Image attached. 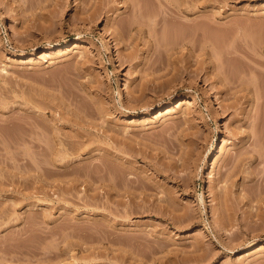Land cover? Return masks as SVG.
Masks as SVG:
<instances>
[{
  "label": "rangeland",
  "instance_id": "1",
  "mask_svg": "<svg viewBox=\"0 0 264 264\" xmlns=\"http://www.w3.org/2000/svg\"><path fill=\"white\" fill-rule=\"evenodd\" d=\"M180 1L0 0V264H264V0Z\"/></svg>",
  "mask_w": 264,
  "mask_h": 264
},
{
  "label": "bare ground",
  "instance_id": "2",
  "mask_svg": "<svg viewBox=\"0 0 264 264\" xmlns=\"http://www.w3.org/2000/svg\"><path fill=\"white\" fill-rule=\"evenodd\" d=\"M123 3H124V7H126V8H129V10H131L132 12H130L132 15H133V17H132V15H131V17H132V21L130 20V24H132V23H134V22H137V20H138V23L139 22H141V20H148V21H150L152 24H154V23H159V22H162V20H169L170 19V21H171V24H169V26L170 25H173L172 23H174V21H175V23H177V20H180L181 22H180V24L181 23H185L186 25L188 24V20H189V18H187V9L185 8L186 6H188L186 3L185 4H182V6L180 5V0H150V2L152 1L153 2V5H156V6H154V7H156L155 9H154V11H153V9H152V7H153V5H152V7L151 8H148L149 6H146V9H141L142 10V12H141V10L140 9H138L139 7H142V6H140V2H141V0H121ZM184 1H186V0H184ZM142 2H143V0H142ZM151 2V3H152ZM183 2V1H182ZM144 3H145V0H144ZM143 3V4H144ZM146 4H148V0L146 1ZM200 4H202V3H200ZM131 5V6H130ZM186 5V6H185ZM131 8H130V7ZM139 6V7H138ZM145 6V5H144ZM151 6V5H150ZM183 6H184V8H183ZM190 6V5H189ZM194 8V7H193ZM147 9H152L151 10V12L150 11H148ZM191 9V8H190ZM189 9V11H191ZM145 10H147V13H145V12H143V11H145ZM153 11V12H152ZM188 11V12H189ZM183 12V13H182ZM197 12V11H196ZM195 12V13H196ZM190 13V12H189ZM193 14V13H192ZM196 15V14H195ZM198 15V14H197ZM203 16V15H202ZM202 16L201 15H198L197 17L200 19H197V21H195V22H193V24H195V25H197L198 26V28H193V29H191L190 30V32H187V33H204V32H207L208 33V27H206L205 26V28H204V25H205V23H203V18H202ZM130 16L128 17V18H131ZM146 19H145V18ZM194 17V16H193ZM139 18V19H138ZM142 18V19H141ZM194 18H196V17H194ZM171 19H175L173 22H172V20ZM192 19V18H191ZM140 20V21H139ZM199 20V21H198ZM163 21V22H164ZM170 21H168V22H170ZM132 22V23H131ZM154 22V23H153ZM162 22V23H163ZM187 22V23H186ZM199 23V25L198 24H196V23ZM141 23H143V21L141 22ZM179 23V22H178ZM129 23H128V25H130ZM135 24V23H134ZM133 24V25H134ZM204 24V25H203ZM155 25V24H154ZM185 25V26H186ZM131 27H132V25H130ZM140 26V25H139ZM176 26V25H175ZM185 26H183L184 28L183 29H185V31H187L186 30V28H189V27H185ZM194 26V25H193ZM129 27V26H128ZM168 27V26H167ZM178 27H181V25H178ZM177 27V28H178ZM195 27V26H194ZM130 28V27H129ZM176 28V29H177ZM123 29V28H122ZM131 29V28H130ZM140 29V28H139ZM175 29V28H174ZM176 29H175V31H176ZM179 29V31L182 29H180V28H178ZM207 31H206V30ZM166 30H167V28H166ZM169 30V29H168ZM171 30H172V28L169 30L170 31V33H171ZM205 30V31H204ZM174 31V30H173ZM172 31V33H175V32H173ZM185 31L183 32V33H185ZM189 31V30H188ZM177 33H182L181 31L180 32H178V31H176ZM113 33H121V31L116 27V28H113ZM250 34V33H249ZM249 34H247V37H248V35ZM251 34H254V33H251ZM251 34H250V36H251ZM258 34H255V35H252L250 38L248 37V39L251 41L252 40V42H253V40H254V43H258V41H261L262 39H263V41H264V38L262 37V35H261V37H260V34H259V36H257ZM254 36H257L259 39H257V40H255V39H252V37H254ZM261 39V40H260ZM262 42V41H261ZM74 44L72 45V47H76V46H78V41L76 40V42H73ZM259 45L261 46V43H259ZM260 46H259V49H261V50H259V52H255V50L253 51L254 53H252L253 55H258V57H261V58H264V53H263V50H262V48H260ZM108 47V46H107ZM256 51H258V50H256ZM236 52H237V49H235V48H230V49H228V50H226V57L227 58H231V57H235L237 54H236ZM259 53V54H258ZM233 54V55H232ZM234 54H236V55H234ZM43 56H48L49 55V52H48V50H46L45 52H43V54H42ZM255 61L259 64V65H263L264 66V60H261V59H258V58H256L255 59ZM262 73V72H261ZM256 76H258V74L256 75ZM261 76L263 77L264 75H263V73L262 74H259V77H258V79L256 78L255 80L252 78V80L251 79H249V80H251V82H253V83H250V81H249V83L250 84H254V86L255 87H257L256 86V83L258 84V82H260L261 80L259 79V78H261ZM235 77L236 76H234V79H235ZM238 78V77H237ZM254 78H255V76H254ZM233 79V80H234ZM228 80V81H227ZM229 80H231L232 81V79H229V77L226 79V81L225 82H228V83H230L229 82ZM236 80V79H235ZM234 80V81H235ZM233 81V82H234ZM247 81V82H248ZM260 83H262V81L260 82ZM260 83H259V85H260ZM257 89V88H256ZM256 94H258L257 95V97L259 96V94L260 93H256ZM178 101V103L175 105V108H178V109H180L181 108V106L185 103V101H182L181 99L180 100H177ZM191 102H193V101H191ZM230 106V105H229ZM232 106V105H231ZM230 106V107H231ZM228 108V107H227ZM226 110V109H225ZM172 112V110H171V108H168V109H166L165 111H162V110H158V112H157V114L155 115L156 117H162V116H164L165 114H170ZM251 129H253V127L251 128ZM252 131V130H251ZM254 131V130H253ZM251 132L250 134V136H252L253 134H254V132ZM256 135V133L254 134V136ZM264 140V139H263ZM256 150V149H255ZM259 150V149H258ZM261 151H263V150H260V152ZM259 152V153H260ZM253 154V153H252ZM261 154V153H260ZM68 158V157H67ZM70 161V159H68L65 163H63V165H65L66 163L68 164V162ZM116 169H115V171L117 170V167H115ZM119 169V168H118ZM120 170V169H119ZM118 170V171H119ZM115 171H112V172H114V174H115ZM111 172V173H112ZM117 172V171H116ZM111 176H112V178H113V176L114 175H112L111 174ZM116 176V175H115ZM115 176H114V178H115ZM110 177V176H109ZM117 177V176H116ZM111 178V179H112ZM114 178H113V181H117V183H118V180H114ZM111 179H110V182H109V180H108V182L110 183V184H112V188L111 189H114V192L115 191H117L118 189H117V184H116V182H111ZM108 183V184H109ZM107 186H109V185H107ZM119 188V187H118ZM120 190V189H119ZM119 190L116 192V193H119L120 194V192H119Z\"/></svg>",
  "mask_w": 264,
  "mask_h": 264
}]
</instances>
